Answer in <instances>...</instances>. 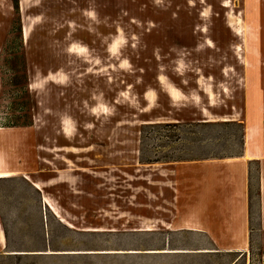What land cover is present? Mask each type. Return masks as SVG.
I'll use <instances>...</instances> for the list:
<instances>
[{"label":"rangeland","instance_id":"1","mask_svg":"<svg viewBox=\"0 0 264 264\" xmlns=\"http://www.w3.org/2000/svg\"><path fill=\"white\" fill-rule=\"evenodd\" d=\"M261 6L0 0V127L14 137L9 172H25L0 179V264H264L257 163L246 257L146 255L224 249L204 232H176L169 198L202 190L208 171L223 169L186 160L244 153L246 77L253 63L264 64L254 20ZM178 123L184 127L164 126ZM196 138L201 148L191 144ZM59 173L66 176L56 190L36 189L45 191L35 178Z\"/></svg>","mask_w":264,"mask_h":264},{"label":"crops","instance_id":"2","mask_svg":"<svg viewBox=\"0 0 264 264\" xmlns=\"http://www.w3.org/2000/svg\"><path fill=\"white\" fill-rule=\"evenodd\" d=\"M264 6L257 9L255 21L260 28L259 39L264 43ZM257 53L264 56V47L258 46ZM264 59V57H263ZM248 74L244 92L245 145L244 153L232 159L202 160L212 167L221 165L223 169L213 168L214 174L210 181L200 180L203 186L200 191L183 192L179 189L170 196L174 205L175 231H198L209 234L214 239L215 250L184 251L179 249H163L160 252H146V255H177V254H237L246 257L252 248V228L250 223V164L257 163L258 177V210L259 231L264 233V64L253 63ZM0 127V170H8V140L14 139L12 131ZM11 133V134H9ZM9 136V138H8ZM9 171V170H8ZM15 175L22 171H10ZM38 171L29 170L27 174L34 178ZM14 175V176H15ZM61 174L51 178H35L44 186L45 191L56 190L63 185ZM36 177V176H35ZM213 187L214 189H211ZM262 196V197H261ZM43 200L45 197L42 195ZM45 202V201H44ZM187 212V213H186ZM181 223V224H180ZM209 224V227H205ZM154 227V225H151ZM3 241L4 244H3ZM6 240L0 223V250L5 248ZM170 247V242L167 244Z\"/></svg>","mask_w":264,"mask_h":264},{"label":"trees","instance_id":"3","mask_svg":"<svg viewBox=\"0 0 264 264\" xmlns=\"http://www.w3.org/2000/svg\"><path fill=\"white\" fill-rule=\"evenodd\" d=\"M226 125H229V124H226ZM164 126L166 127V128H172V127H184L183 126V124L182 123H178V124H164ZM192 126H194V128H199V127H201V128H209V127H211V126H214V125H210L209 123H194ZM193 134H195L196 135V132H193ZM203 143L204 142H202L201 140H200V138H196L193 142H191V144L192 145H194V146H196L197 148H201L202 147V145H203ZM236 157H240V156H236ZM215 159H223V158H215ZM202 160H208V159H206V158H200V159H197V158H192V159H189V160H186V161H202ZM183 161H185V160H183ZM103 255H118V254H103ZM125 255H127V254H125ZM130 255H139V254H130Z\"/></svg>","mask_w":264,"mask_h":264},{"label":"bare ground","instance_id":"4","mask_svg":"<svg viewBox=\"0 0 264 264\" xmlns=\"http://www.w3.org/2000/svg\"><path fill=\"white\" fill-rule=\"evenodd\" d=\"M27 10V5L25 2L21 3V12L25 13ZM25 31V39H28L29 34H30V27H25L24 28ZM177 92L175 90H173V94H176ZM15 174H12V172H9L8 170H0V179H6V178H10L12 176H14ZM36 185V184H35ZM262 197V196H261Z\"/></svg>","mask_w":264,"mask_h":264}]
</instances>
